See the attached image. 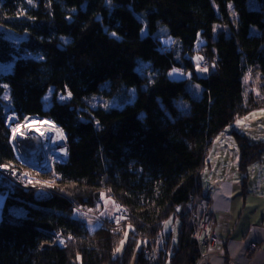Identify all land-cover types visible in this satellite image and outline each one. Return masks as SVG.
<instances>
[{
  "label": "trees",
  "instance_id": "1",
  "mask_svg": "<svg viewBox=\"0 0 264 264\" xmlns=\"http://www.w3.org/2000/svg\"><path fill=\"white\" fill-rule=\"evenodd\" d=\"M254 1L0 0V66L13 64L9 72L0 69V165L21 168L12 115L53 119L69 149L54 176L30 172L52 179L50 200L37 203L35 190L19 186L0 188L7 195L0 264H152L147 239L158 234L161 264L196 263L202 252L193 233L199 205L208 201L205 171L215 141L231 135L243 187L264 155V141L234 129L264 111V0ZM161 25L180 39V58L155 36ZM196 55L205 77L196 71ZM173 69L190 72V79H172ZM189 80L203 89L202 98L192 96ZM96 95L123 107L92 106ZM104 198L126 210L123 222L111 219L91 232L81 216H94ZM172 220L176 231L164 234Z\"/></svg>",
  "mask_w": 264,
  "mask_h": 264
},
{
  "label": "crops",
  "instance_id": "2",
  "mask_svg": "<svg viewBox=\"0 0 264 264\" xmlns=\"http://www.w3.org/2000/svg\"><path fill=\"white\" fill-rule=\"evenodd\" d=\"M236 131L243 134L241 128ZM236 151L230 134L219 136L205 171L209 230L225 240L224 253L230 258L226 260L218 253L211 264H264V198L260 196L264 187H258L254 180L257 175L263 178L264 169L261 171V164L257 166V163L251 166L246 186L243 187V175L238 170L240 156H236ZM102 204L101 211L107 208L104 212L106 215L112 212L113 205L117 207L107 198L103 199ZM177 225L176 220H172V226L168 231L164 230V234L174 233ZM253 242L259 247L250 256L248 249Z\"/></svg>",
  "mask_w": 264,
  "mask_h": 264
},
{
  "label": "rangeland",
  "instance_id": "3",
  "mask_svg": "<svg viewBox=\"0 0 264 264\" xmlns=\"http://www.w3.org/2000/svg\"><path fill=\"white\" fill-rule=\"evenodd\" d=\"M250 4H251V6H255L256 5L254 0H250ZM144 33L145 32L143 31V34ZM155 36L162 42L163 45L169 47L172 51H174V53L176 52L178 58H180V52L182 50L181 49V46H182L181 41H180L179 38L171 36V34H170V32H169V30H168V28L166 26H164V25L159 26V29L156 32ZM203 42H204L203 38L200 36L198 41H197V43H196V47H195L196 51L201 47ZM194 62H195V65H196V71H197L198 75L201 76V77H205L206 74H207V70L205 71L206 66L204 64L205 62L202 59V57L199 56V55H196L195 58H194ZM11 67H13L12 63H11V65L7 66V69L3 68L1 66H0V69H2V70L6 69L7 72H9ZM169 76L172 79L185 80V79H190V72L187 74V72L181 71L179 69H173L169 73ZM253 79L257 83V85L255 86V91L258 92L260 90L261 85H262L261 75L260 74H255ZM253 79H251V77H248L245 80V83L247 84ZM188 89L191 92L193 97L198 98V99L203 97V89L200 86L191 83L190 80H189V83H188ZM214 89H215V91H217L216 87H214ZM131 91H133V93L135 94V91H134L133 88L131 89ZM54 93H55L54 89H50L48 91V93L46 94V96L44 98V106H45L46 109L51 106L52 100H53V97H54ZM56 97H57L56 99L58 101H64V100H66L67 95H65L63 93H57ZM5 98H6V100L9 103V94H6ZM115 100L116 99H112V98H110L108 96H105V95H96V96L93 97V100H92L91 103H92V106H99L100 105V106H103L105 108H107V107L108 108L123 107L122 105H120L118 103V101H115ZM180 107L183 108V109H186L188 107V103L185 102V101H182L180 103ZM8 119H9L8 120V125H9L10 129L13 132V135H11V137H13V138H11V143H12L13 147H15L14 145L17 143V128H18V126L20 124H22L21 122H23L24 120L20 121L17 117H14V116H10ZM238 128L242 129L243 135L246 136L249 141H251V142H253L255 140L257 142L264 141V111L253 112L252 114H250L246 118L240 119L236 123V125H234V129L237 130ZM15 129H16V131H15ZM217 143H218V141L216 142V144ZM233 144L236 147V145L234 143V140H233ZM14 151L17 152V154H19L18 148H15ZM236 156L237 157L240 156L238 150L236 151ZM28 158H29L28 156H24L23 158H21V160L24 163ZM58 162H61V159L54 158V164L58 163ZM260 164H261L260 170L262 171L264 169V157L256 165L258 166ZM26 167H28V166H26ZM25 170H27V169H25ZM27 171L33 172L31 170H27ZM45 173H48V172H45ZM263 178H264V175H263ZM263 178L260 175H257L254 178L256 184L259 185L258 187H261V188L264 187V179ZM43 181H45V180L39 179V183H43ZM38 190H45V189H38ZM45 191H47V190H45ZM260 196H263V198H264V192ZM6 197H7L6 194H2L0 196V208L4 205ZM99 208L96 209V210H92L94 212L93 213L94 216H91V217L86 216V215L81 216V218L86 223L87 227L89 228V230L91 232L95 231L96 229H98L102 225L101 222L99 221V219L97 217H95V216H101V217H104V218H109V217H112L114 214H116L118 212V210H119V209H117V207H115L113 205L112 212H109L106 215L104 212L107 210V208H105L103 211H101L102 210L101 207H99ZM15 213L19 214V215H22V210L18 209V210L15 211ZM103 214H105L106 216H102ZM209 216H210V214H209ZM171 226H172V221H170L167 224L165 230L168 231ZM127 241H128V233H126V235L124 236V238L121 241V242H123V244L121 242L119 244L118 248L120 249V251H116V255L117 256L118 255L120 256V255L123 254V252L125 250V247H126V244H127ZM141 246H142V243H139V247L138 248L140 249ZM132 264H134V259L132 261Z\"/></svg>",
  "mask_w": 264,
  "mask_h": 264
},
{
  "label": "built area",
  "instance_id": "4",
  "mask_svg": "<svg viewBox=\"0 0 264 264\" xmlns=\"http://www.w3.org/2000/svg\"><path fill=\"white\" fill-rule=\"evenodd\" d=\"M28 118L29 117H26L24 121L21 122L22 124H20L19 126L22 127L23 124L28 122L29 121ZM19 126L17 128V131L19 129ZM12 135H13V132H12ZM14 146H15L14 150L15 148H18V151H19V154H17V152H15V154H16V158L18 162L20 163L21 168L20 170H18V169H11L7 166L0 165V188L7 190L11 186H19L25 191H30V190L36 191L38 189L47 190V188H49L50 181L47 180V181H43V183H39L38 178L35 176H32L30 174V171H27V170H31L34 173H36L37 171L26 167L23 164V161L21 160V158L26 156V153H28L29 151L27 149L26 150L21 149L20 144L18 143V138H17V143ZM30 152H36V151L32 149L30 150ZM55 155H59V151H56L52 155H46L49 158V160L44 161L41 158V161L37 163V165L39 166L42 165L41 166L43 167L42 169L48 172L49 174H51L52 176L55 175L54 170H53ZM34 158L37 161L39 159L36 155ZM124 214H126V210L121 208L112 217L104 218L101 216H97V218L99 219L101 223H104V224H106L111 219H114L115 222H121L124 218ZM209 221H210L209 204H208V201L203 200L199 205L198 227H197V230L193 233V239L197 242L202 252L195 264H211L212 259L215 258L218 255V253H220L222 257L225 258L226 260H230V258L227 257L226 254L224 253V244H225L224 241L225 240L217 233L211 232L209 230ZM161 239H162V236L160 234H158L157 236L153 238L147 239L148 250L146 251V254L152 264H161L160 262V255H161L160 254V251H161L160 241ZM258 247L259 246L257 243L255 242L251 243L248 249L249 255L253 256L256 250L258 249Z\"/></svg>",
  "mask_w": 264,
  "mask_h": 264
},
{
  "label": "bare ground",
  "instance_id": "5",
  "mask_svg": "<svg viewBox=\"0 0 264 264\" xmlns=\"http://www.w3.org/2000/svg\"><path fill=\"white\" fill-rule=\"evenodd\" d=\"M17 138L21 149H27L29 151L26 153V156L29 157L28 159L35 160V155L39 158L37 163L41 161V158L44 161L49 160L46 155H52L56 151H60L61 156H64L62 149L65 146V139L63 135L58 130L51 128L46 121H39V123L36 124L34 120H29L23 124L22 127L19 126ZM57 147H59V149H57ZM51 148L53 149L51 150ZM32 149L36 152H30ZM121 208L122 207L117 206V209ZM122 222L123 220L121 222H117V224ZM115 227L117 228L118 226Z\"/></svg>",
  "mask_w": 264,
  "mask_h": 264
},
{
  "label": "water",
  "instance_id": "6",
  "mask_svg": "<svg viewBox=\"0 0 264 264\" xmlns=\"http://www.w3.org/2000/svg\"><path fill=\"white\" fill-rule=\"evenodd\" d=\"M34 120L35 121V123L36 124H38L39 123V121H41V122H45L46 121V123L51 127V128H53V129H55V130H58L62 135H63V137H64V139H65V146L63 147V153H64V156L62 157L61 156V152L59 151V155H55V158L56 159H61V163L62 164H64V163H66L67 161H68V143H67V138H66V136H65V134H64V132H63V130L61 129V127L60 126H58L57 124H56V122L53 120V119H51V118H48V117H41V116H30L29 118H28V120ZM53 148H51V150H52ZM57 149H59V147H57ZM37 160H33V159H27L23 164L25 165V166H28L30 169H32V170H35V171H37V172H40V173H45L46 171H44L42 168L43 167H41V166H39V165H37V162H36ZM27 162V163H26ZM52 198V193L51 192H48V191H45V190H36L35 192H34V200H35V202H37V203H42V202H46V201H48V200H50Z\"/></svg>",
  "mask_w": 264,
  "mask_h": 264
},
{
  "label": "snow or ice",
  "instance_id": "7",
  "mask_svg": "<svg viewBox=\"0 0 264 264\" xmlns=\"http://www.w3.org/2000/svg\"><path fill=\"white\" fill-rule=\"evenodd\" d=\"M205 71H206V69H205ZM121 243L123 244V242H121ZM117 251H120V249L118 248Z\"/></svg>",
  "mask_w": 264,
  "mask_h": 264
}]
</instances>
